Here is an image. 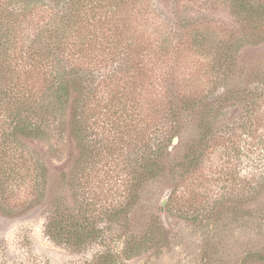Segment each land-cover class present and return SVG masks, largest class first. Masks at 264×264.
Listing matches in <instances>:
<instances>
[{
    "label": "rangeland",
    "instance_id": "374dc122",
    "mask_svg": "<svg viewBox=\"0 0 264 264\" xmlns=\"http://www.w3.org/2000/svg\"><path fill=\"white\" fill-rule=\"evenodd\" d=\"M151 3L147 9L132 6L130 33L122 42L123 49L132 44L125 51L137 47L140 53L135 56L143 64L138 82L146 88L139 86L137 93L144 107L127 113L103 104L93 134L103 139L92 142L100 154L83 176L80 147L68 133L25 142L45 177L38 196L22 187L8 199L14 212H0V264H239L248 252L264 251V39L245 38L236 74L218 84L211 113L200 114L203 124H213L211 140L202 127V142H193L196 123L188 121L184 142H154V130L165 120L163 112L150 109L166 90L161 71L154 69L162 31L171 38L184 24L203 27L212 36L207 45L222 48L243 37L244 30L231 14L230 0ZM118 22L99 13L88 23L92 54H101L95 34L112 37ZM189 37L184 36L186 57L171 49L170 63L187 60V68L179 66L181 78H200L199 90L208 92L215 76L205 75L201 65L209 58L189 51ZM156 145L166 146L165 169L133 190L138 178L129 166L154 157ZM192 147L200 161L186 170L180 164ZM52 213L71 218L68 226L90 235L54 241L46 232Z\"/></svg>",
    "mask_w": 264,
    "mask_h": 264
},
{
    "label": "trees",
    "instance_id": "16d2710c",
    "mask_svg": "<svg viewBox=\"0 0 264 264\" xmlns=\"http://www.w3.org/2000/svg\"><path fill=\"white\" fill-rule=\"evenodd\" d=\"M152 0H0V212H14L8 199L20 189L31 187L40 194L45 177L40 160H35L25 142L45 138L60 139L68 133L80 147L79 161L83 172L90 169L100 154L92 142L99 109L114 105L125 112L144 107L137 93L143 64L135 61L138 50L125 51L122 42L130 33L134 8L147 9ZM131 4V5H130ZM131 6V7H130ZM231 14L244 30L243 37L231 39L224 47L209 46L211 32L203 27L184 24L178 36L168 38L163 30L157 39L154 58L165 81V93L153 99L151 112L164 113V124L154 130V142H184L188 121L196 123L193 142L201 141V128L208 140L214 137L211 121L203 124L200 114L211 113L217 99L216 88L237 72V57L245 38L264 39V0H230ZM104 13L109 23H118L112 37L108 33L95 34L101 54L91 50L94 35L88 37V23ZM181 29V28H180ZM190 36L189 51L203 53L209 58L202 64L203 73L215 76L209 91L199 90L200 78H181L179 66L187 68V60L169 57L171 49L188 54L184 36ZM89 38V39H88ZM96 41V43H97ZM173 43V44H172ZM107 51V53H106ZM164 65V66H162ZM142 66V67H141ZM200 66V65H199ZM202 72V68H198ZM223 79L224 81L220 82ZM152 85L155 82L151 80ZM143 105V106H142ZM129 115V114H127ZM138 115H141L139 113ZM156 115V114H155ZM133 117V116H132ZM157 123L156 116L154 118ZM158 125V123H157ZM93 129V130H92ZM98 134V133H97ZM99 135V134H98ZM170 146V145H169ZM168 146V147H169ZM167 147V148H168ZM154 157H143L131 164L130 173L138 178L133 190L143 182L157 178L165 169L163 156L166 146L156 145ZM94 154V158L92 153ZM180 164L186 170L195 169L200 161L197 147L183 156ZM82 186V181L79 182ZM41 196V195H40ZM71 221V222H70ZM71 218L52 213L46 232L56 242L69 241L82 229L70 227ZM66 237V238H65ZM239 264H264V251H250Z\"/></svg>",
    "mask_w": 264,
    "mask_h": 264
}]
</instances>
